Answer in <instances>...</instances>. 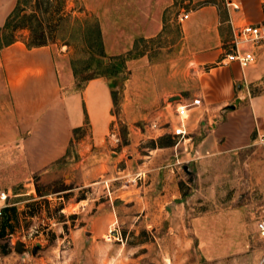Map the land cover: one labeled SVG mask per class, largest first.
Wrapping results in <instances>:
<instances>
[{
    "label": "rangeland",
    "instance_id": "374dc122",
    "mask_svg": "<svg viewBox=\"0 0 264 264\" xmlns=\"http://www.w3.org/2000/svg\"><path fill=\"white\" fill-rule=\"evenodd\" d=\"M20 1L19 14L29 15L34 10L45 36L54 39L49 43L66 46L63 58L78 73L72 74L70 87L61 89L65 93L83 81L88 69L89 51L81 33L86 24L93 30V16L81 11V0ZM236 1L242 10L241 1ZM56 6H61V16L53 11ZM167 16L174 17L172 8ZM177 38L178 28L171 22L151 40H138L133 52L144 48L141 54L145 55L135 64L125 63L127 57L121 63L116 56L103 58L107 63H120L116 76L104 75L120 105L118 111L112 107L114 127L108 132L113 139L112 152L92 150L84 168L70 169L69 158L39 177L37 171L26 173L23 157L17 152L0 150V190L8 193L9 202L16 199L22 210L8 236L7 252L0 253V264H264V231L257 226L264 221L263 144L251 139L231 150L222 151L229 147L225 144L222 149L203 152L202 148L210 147L206 130L198 137H206L199 148L184 149L183 137L175 135L171 145L152 146L151 140L159 135L147 136L156 106L159 121L163 117L171 131L178 119L173 103L177 97L170 96L159 105L149 103L150 63L173 71L186 58L174 55L177 45L172 43ZM53 54L57 61L62 57L56 50ZM171 77L172 92L189 97L195 94L194 71L190 70L182 83L178 72ZM125 83L134 99H128L132 102L125 104L124 111ZM185 137L187 143L193 140L190 133ZM99 161L104 167L96 172ZM36 185L42 192L48 191L45 198L37 196ZM63 185L71 187L51 191ZM28 195L32 198L20 200ZM33 199V205L27 204ZM16 240L22 242L19 252L13 248Z\"/></svg>",
    "mask_w": 264,
    "mask_h": 264
},
{
    "label": "crops",
    "instance_id": "0c3cea01",
    "mask_svg": "<svg viewBox=\"0 0 264 264\" xmlns=\"http://www.w3.org/2000/svg\"><path fill=\"white\" fill-rule=\"evenodd\" d=\"M240 1L242 10L239 4L237 8L225 7L222 0H81V11L95 17L104 57L124 55L137 39L151 40L171 22L176 24L178 38L172 43L177 45L174 55L186 58L173 71L150 63L149 103L159 105L177 95L175 105L177 99L190 105L191 98L199 96L201 104L189 106L181 117L193 140L187 143L189 136H184L180 142L184 149L199 148L210 135V142H206L210 147L202 148L203 152H209L222 149L225 144L229 147L222 151L231 150L246 145L251 139L264 146V35L255 45H242L250 48L254 56L245 66L220 60L231 44L235 25L249 22L264 29V0ZM15 4L16 0H0V27ZM170 8L174 17L167 16ZM184 8L188 10L187 17L180 18L179 10ZM14 34L13 41L0 46V150L17 152L23 157L26 173L37 171L39 177L69 158L70 169L84 168L92 150L112 152L113 139L108 132L114 127V113L108 79L104 75L90 77L80 89L71 87L63 93L61 89L73 83L71 67L67 58H63L65 44L54 47L55 42H48L28 47L24 42L28 36L26 28ZM54 50L62 56L59 61L54 57ZM144 55L145 52L129 56L124 62L135 64ZM190 70L196 73L195 94L189 97L172 92L171 75L178 72L182 83ZM122 96L125 111V104L132 102L128 99L131 96L134 99L126 83ZM159 111L156 106L150 114V135L147 136L168 132L174 136L164 125L165 119L161 117L162 123L159 121ZM178 121L179 117L176 124ZM74 127L81 129L77 136L72 134ZM204 130L206 137L199 139ZM232 140L236 143H231ZM103 167L104 162L99 161L95 171ZM66 173L72 175L69 171ZM92 176L95 177V172Z\"/></svg>",
    "mask_w": 264,
    "mask_h": 264
},
{
    "label": "trees",
    "instance_id": "16d2710c",
    "mask_svg": "<svg viewBox=\"0 0 264 264\" xmlns=\"http://www.w3.org/2000/svg\"><path fill=\"white\" fill-rule=\"evenodd\" d=\"M20 0H16V4L13 7V9L8 13L6 16L3 25L0 27V46L3 44H7L15 39V30L19 28H25L27 27L29 29L28 36L25 39V44L28 47L31 46H38L42 44H46L50 41H54V39H49L48 37L45 36L43 33V28L41 26L40 20L36 17V14L34 10L29 13V15H24V14H19V4ZM39 2H37L35 5L38 6ZM60 4V3H59ZM55 14H60L62 12L61 6H56L55 10H53ZM68 13L66 12L63 15H67ZM57 15V17H58ZM62 15V16H63ZM55 18V20H60L63 17ZM93 30L92 27L89 26V24L84 25L83 27L85 28V32L82 31V39L84 40V46H86V49L89 51V59L88 62L85 64V69L86 72L83 74L81 80H83L81 83H77L76 85L73 86L74 89H80L84 83V80L90 77H94L97 75H107L110 74L111 76H116L115 74L118 71V65L121 63V60L123 61V57H129V56H134L133 54L136 52H133L134 48L138 45L137 42L138 40H145V39H137L134 41L132 49L128 50L124 55H112L116 56L115 58L119 59V64H111L107 63V61H104V53L102 50V44H101V37H100V32L98 28L97 21L95 17L93 16ZM26 20L25 22H23ZM21 21V23H19ZM85 22V21H84ZM83 22V23H84ZM83 23H81L83 25ZM58 25V22H57ZM80 25V23L78 24ZM74 29V27H73ZM88 32H87V31ZM144 48H140V52H137L136 54H141V51ZM72 73L77 74L78 71L72 68ZM115 78H112L111 84L115 83ZM110 94H111V99H112V107H115L114 110H119L120 105L118 104L117 101V94L114 91V89L110 88ZM112 109V111L115 113ZM81 131L80 127H74L72 129V134L73 136L79 135V132ZM126 141V140H125ZM173 143L172 140V135L169 133L162 134L156 137V139L151 140L152 146L158 145V146H166V145H171ZM71 186H60L57 189L51 190L52 192L54 191H62L64 189L70 188ZM35 191L37 196H40V198H45L44 195L48 193V191L42 192L37 185L35 186ZM42 196V197H41ZM32 198L31 195L25 196L20 198L22 199H28ZM16 200V199H15ZM15 200L12 201V203L5 205L2 207L0 210V253L5 254L7 252V248L9 247V235L14 231L13 228V223L18 222V217L19 214L22 212V210L18 209L16 206ZM36 199L31 200L29 203L30 205H33L35 203ZM33 208V207H32ZM30 215L34 213V209L29 210Z\"/></svg>",
    "mask_w": 264,
    "mask_h": 264
},
{
    "label": "built area",
    "instance_id": "2783aa9c",
    "mask_svg": "<svg viewBox=\"0 0 264 264\" xmlns=\"http://www.w3.org/2000/svg\"><path fill=\"white\" fill-rule=\"evenodd\" d=\"M225 7L231 6L232 8H237L238 3L235 0H222ZM188 10H184L179 13L180 18L187 17ZM264 35V29L261 25L252 24L249 22H244L239 25H235L231 44L223 52V56L220 59L222 63L228 61H235L240 67L245 66L254 59L253 53L250 48H243V44L255 45L257 41ZM201 104V98L199 96H194L191 98V104L186 105L183 103H176L175 110L179 117V122L172 129V134L175 136L184 137L187 131L184 128V123L182 121V116L185 115L187 108L192 105L199 106ZM258 134V132L256 131ZM259 139L262 137L259 135ZM9 195L6 191L0 190V210L5 205L10 204ZM258 228L263 232L264 231V221H259L257 223Z\"/></svg>",
    "mask_w": 264,
    "mask_h": 264
},
{
    "label": "water",
    "instance_id": "95a60500",
    "mask_svg": "<svg viewBox=\"0 0 264 264\" xmlns=\"http://www.w3.org/2000/svg\"><path fill=\"white\" fill-rule=\"evenodd\" d=\"M173 97H178V96L177 95H174ZM21 243H22L21 241L16 240L15 243H14V245H13L14 250H16L18 252L21 251L22 250V244Z\"/></svg>",
    "mask_w": 264,
    "mask_h": 264
},
{
    "label": "bare ground",
    "instance_id": "6f19581e",
    "mask_svg": "<svg viewBox=\"0 0 264 264\" xmlns=\"http://www.w3.org/2000/svg\"><path fill=\"white\" fill-rule=\"evenodd\" d=\"M236 1V0H235Z\"/></svg>",
    "mask_w": 264,
    "mask_h": 264
}]
</instances>
